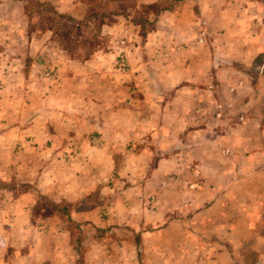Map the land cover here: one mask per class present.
<instances>
[{
	"label": "crops",
	"instance_id": "obj_1",
	"mask_svg": "<svg viewBox=\"0 0 264 264\" xmlns=\"http://www.w3.org/2000/svg\"><path fill=\"white\" fill-rule=\"evenodd\" d=\"M22 1L0 0V89H15L0 94V165L1 149L19 144L43 157L24 181L40 194L116 197L70 214L110 234L90 240L85 263L246 264L251 249L249 264H264V0H187L160 13L145 40L132 30L123 74L112 50L79 64L54 52L52 30L31 29ZM44 1L62 14L76 0ZM45 60L54 79L37 81ZM20 147L16 161L29 153ZM5 192L0 264H73L58 218L36 227L29 194Z\"/></svg>",
	"mask_w": 264,
	"mask_h": 264
},
{
	"label": "rangeland",
	"instance_id": "obj_2",
	"mask_svg": "<svg viewBox=\"0 0 264 264\" xmlns=\"http://www.w3.org/2000/svg\"><path fill=\"white\" fill-rule=\"evenodd\" d=\"M158 1L156 4H150L154 1L150 0H122V4H119L115 6H111V10L113 12H118L120 15L127 14L128 17H125L126 19H123L122 16H104L106 13V6L105 8L101 5H98L97 3L91 5V11L99 12V18L88 21L87 23L81 25L71 22H66L65 20H61L58 16L59 13L54 9L55 6L52 4V6L44 7L42 5H39L37 2H34L33 0H23L20 5H25V13L21 16H29L30 21V28L38 29L39 26H48L52 33L50 34L48 41L51 40L52 37V44H49V47H52L51 49L54 50L57 54L61 55L63 58H66L68 60H71L75 62L76 64L83 63L86 60H89L91 57L97 54L105 53L107 51H111L114 54V63L113 68L119 73H126L129 70V65L127 61V52L129 48V44H132L134 40V32L132 30H135L137 34V39L143 40L142 36L147 37V34H149L155 27V23L153 24L152 20L154 19V14L157 10L161 8H165L169 6V3H171L172 0H155ZM187 0H174L171 3V8L166 11L162 12H172L174 9H177V7L181 6L183 8V4ZM115 10V11H114ZM22 13V10H20ZM52 11V12H51ZM160 12V13H162ZM160 13H158L159 16ZM25 14V15H24ZM136 17H142L145 22L141 25V29H136L134 24L132 23V19ZM157 20V18H156ZM119 22L118 28H115L114 32L112 33H105L104 27L108 25H114L115 23ZM125 22V23H124ZM124 25V26H123ZM128 26V27H126ZM202 24H200V27ZM131 30V31H130ZM54 31V34H53ZM202 31L199 32V41L202 37ZM53 35V36H52ZM144 39V40H145ZM7 41V40H6ZM122 41V44L120 43ZM173 41V40H172ZM64 48L63 51H61L57 47ZM60 52V53H59ZM119 52L122 53V55L125 58V67L123 69L119 68L117 66V54ZM164 55V53L162 54ZM23 56V55H22ZM41 55H36L37 59H40ZM8 57H11V54H8ZM154 57L159 58L157 54H154ZM7 61L9 62V58H7ZM47 61V60H45ZM7 62V64H8ZM52 61H47L43 64L44 67L42 69L36 71L35 78L37 81H50L54 79V67L50 63ZM7 77V75H6ZM10 77L6 78V81L10 80ZM41 83V82H40ZM13 84L8 83L3 86V90L1 91V96H11V93ZM26 86V84H25ZM23 88V86H21ZM24 91L27 90V87L23 89ZM217 103L213 107V109L217 110ZM220 109V108H219ZM2 118V117H1ZM0 118V120H1ZM239 121V120H238ZM28 141V140H27ZM19 144H12L11 147L6 149H1L2 154L6 157H9V160L4 162V164L0 165L1 174L4 175V178L0 179V188L3 189L5 192L4 197L7 200H11L12 198L16 197L18 193H28L30 198H25L24 203L27 204V207L29 209L30 214V221L31 223L39 227L41 225L42 219H47L51 211L47 205L46 202L43 200L37 199L35 197V192L39 193V190L36 186V183H25V179L29 176L35 177L37 172H40L42 170L40 160H43V157L39 150H35V152H29L27 151L26 147H20V150H24L25 152H29L28 154L24 156L25 159L21 157V161H16L15 158H17V153L19 151ZM32 160L30 164H26V160ZM24 182V183H23ZM113 182V181H110ZM110 182L107 181L108 185H110ZM115 183V182H114ZM102 185H107L106 182H103ZM112 187V186H111ZM118 185L115 183L114 188H117ZM113 188V187H112ZM101 190L95 189L89 192L87 195L79 198H83L81 201H79L76 206L77 207H87V206H103L104 204H107V202H110L109 200L112 198L116 199V197H106L100 192ZM40 194V193H39ZM42 195V194H40ZM45 196V195H43ZM3 197V198H4ZM47 197V196H45ZM153 197V196H152ZM152 197L145 198V205L146 207H149L153 209V207H150L151 204L154 205L155 200H152ZM48 198V197H47ZM154 199V198H153ZM49 200L54 201L52 198H49ZM64 200V199H60ZM120 204H123L125 208L128 206H132L129 203V200L126 198H118L116 200ZM153 201V202H152ZM183 201V200H181ZM58 202V201H54ZM83 209V208H82ZM139 209V208H138ZM148 209V208H147ZM136 210V209H135ZM153 211V210H152ZM5 212V209L3 210ZM9 212V218H11L12 211L8 210ZM137 213V212H136ZM45 217V218H44ZM58 225L57 227L62 228L63 231H66L69 237V241L71 245H73V248L75 250V256L73 255V264H86L84 257L85 251H91L90 245L91 239H95L96 241H100L106 236H109V232L107 229H99L94 227H84L80 228L81 233L83 235L76 233V231L73 229V227L67 225L61 221L60 219H57ZM36 229V228H35ZM69 229V230H67ZM70 234H72V241L70 238ZM78 234V235H77ZM122 234V233H120ZM123 235V234H122ZM127 235V234H126ZM118 236V235H116ZM138 234L132 232V237L137 238ZM80 237V238H79ZM79 238V239H78ZM115 238V237H114ZM78 239V240H77ZM78 244V248L75 246ZM248 251L245 254L246 264H249L252 259V250L247 249ZM132 255L133 252H132ZM78 260V261H77ZM128 263V262H127ZM126 263V264H127ZM130 263V262H129ZM99 264H123L122 261H103ZM132 264H135V259L132 260Z\"/></svg>",
	"mask_w": 264,
	"mask_h": 264
},
{
	"label": "trees",
	"instance_id": "obj_3",
	"mask_svg": "<svg viewBox=\"0 0 264 264\" xmlns=\"http://www.w3.org/2000/svg\"><path fill=\"white\" fill-rule=\"evenodd\" d=\"M33 1L37 2L39 5H42L44 7H48V9H49L50 5L52 6L50 1H44V0H33ZM172 1H174V0H172ZM172 1H171V3H172ZM92 2L94 4L97 3L98 5L103 6L104 8H105V6L107 7L106 11H105L106 14L104 16H122V15L118 14V12H113V10H111V6H115L116 5V7H117V5L122 4L121 3L122 0H76L73 3L72 7L67 12L59 14L58 17L61 20H65L66 22L68 21V22H71V23H76V24H81V25L87 23L88 21L97 19V18L100 17L99 16L100 14H99V12H97V10H96V12L91 11V5L93 4ZM157 2L158 1H154V2H152L150 4H156ZM171 3H169V6H167L165 8H161V9H159V10H157L155 12L154 19L152 20L153 24L156 21V18H157L156 15H158V13H160L162 11L169 10L171 8ZM25 5L21 6L22 13L26 12L25 11L26 10L25 9L26 8ZM125 17H128L127 14H126V16L125 15L122 16L123 19H126ZM144 22H145V20L142 17L141 18L140 17H136V18L132 19V23L134 24L136 29H138V28L141 29V25ZM53 34H54V31H53ZM144 36H142L143 40L145 39ZM52 42L53 41H52V37H51V40H49L48 43L52 44ZM52 47H54V46H52ZM57 48H59L61 51L64 50V48H62L61 46L57 47ZM35 197L37 199L43 200L44 202L47 203L51 213L48 216H46V217H56V218L60 219L61 221H63L67 225V227H69V226L73 227V229L78 234L81 233L80 224H77L76 222L72 221L71 218H70V214L72 212H74V211L87 210V209H92L93 208V206H91V205L87 206V207H77L76 204L79 201H81L83 198L82 199L78 198V199H75V200H72V201L59 200L58 202H54V201L49 200V198H47V197H45L43 195H40L37 192H35ZM67 230H69V229H67ZM69 235H70V238H71V241H72V236H71L72 234L69 233ZM81 235H83V233H81ZM75 246L77 248L79 247L78 244H76Z\"/></svg>",
	"mask_w": 264,
	"mask_h": 264
},
{
	"label": "built area",
	"instance_id": "obj_4",
	"mask_svg": "<svg viewBox=\"0 0 264 264\" xmlns=\"http://www.w3.org/2000/svg\"><path fill=\"white\" fill-rule=\"evenodd\" d=\"M120 43L122 44V41H120ZM116 63H117V66L119 68H121V69H123L125 67V65H126L125 58H124V56L122 55L121 52H119V54H117V61H116Z\"/></svg>",
	"mask_w": 264,
	"mask_h": 264
}]
</instances>
